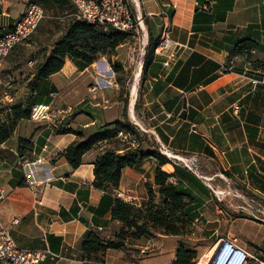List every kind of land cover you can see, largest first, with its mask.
I'll return each instance as SVG.
<instances>
[{"label": "crops", "instance_id": "0c3cea01", "mask_svg": "<svg viewBox=\"0 0 264 264\" xmlns=\"http://www.w3.org/2000/svg\"><path fill=\"white\" fill-rule=\"evenodd\" d=\"M137 1L145 18L147 39L150 36L151 40H158L165 11L171 25L170 36L188 43L191 50L182 51L168 65L163 64V55L153 52L144 69L138 102L135 99L132 107L130 99L126 106L119 98L116 82L105 87L106 71L96 65L98 62L83 66L66 56L61 69L35 87L36 101L49 102L55 109L51 119L20 118L9 138L0 143V222L19 247L48 249L56 254L40 264H153L157 261L150 256L152 253L145 254L147 249L172 239V234L156 229L154 236L127 239L124 248L98 252L96 261L77 257L85 230L97 229L101 236L111 238L122 223L111 218L115 191L93 185L92 161L109 143L94 145L74 168L61 152L78 136L57 130L71 128L84 136L92 135L103 126L122 120L125 107L129 120L147 140L155 139L162 153L193 159L191 165L198 168L197 173L183 168L185 173L179 174L171 163L167 173L172 174L170 179L174 181H184L193 192L198 186L203 188L202 204L215 194L216 211H221L219 202L229 189L239 196L247 194L252 201L247 205L234 204L233 211L264 202V0H233L223 17L198 8V0ZM25 6L17 1L10 6L0 4V34L3 28L14 24ZM240 39L256 45L237 48L235 43ZM31 64L32 59L27 63L31 66L29 72L17 81L19 94L0 95L1 121L9 111L3 104L27 90L37 63ZM91 68L94 73L89 72ZM96 82L101 88L90 92L91 84ZM115 92L116 97L107 95ZM77 95L78 99L73 100ZM134 137L127 130L119 133L116 146L120 153L125 146H136ZM19 138L32 144L31 151ZM142 146L149 148L145 143ZM19 147L23 154L18 153ZM36 156L41 160L35 177L48 180L41 201L26 184L22 164L24 159L33 160ZM156 166V160L145 155L134 166L123 168L116 188L126 195L123 200L139 204L147 198L145 186L153 183Z\"/></svg>", "mask_w": 264, "mask_h": 264}, {"label": "trees", "instance_id": "16d2710c", "mask_svg": "<svg viewBox=\"0 0 264 264\" xmlns=\"http://www.w3.org/2000/svg\"><path fill=\"white\" fill-rule=\"evenodd\" d=\"M70 1L34 0L43 8L60 9L69 17L64 30L53 43L49 53L42 61L36 64L32 80L26 84L27 90L20 97L3 104V108H8L9 111L6 119L0 120V143L9 138L20 118H29L32 105L37 102L34 96L37 83L45 80L51 73L60 70L66 56L74 61H80L83 66H87L99 58L100 55H105L122 41L131 37L127 32L120 29L117 30L110 26L103 28L94 22L79 18L77 14L73 15L69 9ZM209 1L198 0V8L205 12L213 11L216 17H223L233 2V0H216L217 4L215 5V1L212 0V4L208 9L202 8V4ZM147 41L148 44L145 47L141 66L142 72H145L144 69L150 61L151 54L158 42L151 40L150 36ZM235 45L237 48L243 46L250 49L256 44L255 42L240 39L236 41ZM123 101H125L126 105V97H124ZM125 109L126 107L121 115L123 116L122 120L107 124L89 136H84L83 132L79 130L72 131L71 128L57 130L58 132L71 131L78 136L77 139L64 147L65 149L61 152V155L65 156L67 162L76 168L82 163L84 154L91 150L94 145L103 142L109 143L95 154L92 161L94 164L93 185L108 192L117 188L125 166H134L145 155H149L157 163L153 183H155V189L159 193V199L158 201L153 199L154 190L151 183H147L145 186L148 192L147 198L141 200L139 204L124 201L119 196H115L111 205V218L119 220L122 226L111 238L101 236L97 229L85 230L78 244L79 251H81L77 256L79 259H93L96 261L99 258L98 252L109 248H124L126 247L127 239L154 236L156 229H160L168 235L180 234L181 228L179 224L183 225L192 221L197 214L196 205L199 199L194 196L192 189L186 186L181 179L175 181L170 179L172 174L163 171L161 167L171 163L174 170L179 174H184L185 170L180 169L173 159L166 157L160 151V145L155 139L147 140L146 135L140 133L138 127L129 120ZM126 130L134 133L136 146H125L123 153H120L118 146H116L117 137L120 132ZM19 142L26 144L29 151H31L32 144L29 141L19 138ZM143 143L148 145L149 148H143ZM18 153L23 154V149L19 147ZM188 177L192 182H195L193 176L188 175ZM193 257V253L178 247L170 263L189 264Z\"/></svg>", "mask_w": 264, "mask_h": 264}, {"label": "rangeland", "instance_id": "374dc122", "mask_svg": "<svg viewBox=\"0 0 264 264\" xmlns=\"http://www.w3.org/2000/svg\"><path fill=\"white\" fill-rule=\"evenodd\" d=\"M15 1L27 4L32 0H12L7 6L13 5ZM44 9L46 16L30 39L22 44H18L19 46L16 48V51H11L2 59L0 63V95H3L4 92H8L9 94L16 92V95L19 94L21 88H19L20 84L17 81L25 72H29L28 69L31 66L27 65L28 61L32 59L33 64L42 61L51 50L55 40L60 37L61 30H64L69 15L64 14L57 8ZM69 9L73 15L76 14V7L72 1H70ZM134 10L142 15L139 10V2L135 5ZM19 56L20 58H18ZM142 58L140 41L128 37L113 50L105 53V55H100L99 58L93 61V63L98 62L96 65L101 70L106 71V74H104L105 79H112L111 83L105 84V87H111L112 83H117L120 88L119 98L123 100L126 97V106L127 100L131 98L130 85L134 81L137 72L139 76H137L135 101L138 102L140 84L144 76V72L141 71V68L139 69V63ZM14 59L16 63L10 65V63L14 62ZM93 63L92 65H94ZM89 72L94 73L92 68ZM77 83H79V80ZM116 94L117 92L110 95L107 93L108 96L112 97H116ZM78 97V95L73 97V100H77ZM164 155L173 159L180 169H192L197 173L198 168L194 167V165L186 166L181 160L170 155ZM161 169L167 172L171 169L170 164L162 166ZM151 184L154 190L153 199L158 201L159 193L155 189V183ZM226 195L222 197L220 202L218 201L221 211L217 212L215 208V204L217 203L215 194L208 203L202 204L204 200L202 197H205V191L198 186L194 192V196L199 199L196 205V216L192 221L186 222L183 225L179 224L181 228L180 234H172V239L168 240L169 242H158L152 245L150 249H147L145 254L152 253L150 256L155 257L154 262L157 261L153 264H172L170 261L175 256L178 247L187 249V251L193 253L194 257L189 264H194L218 234L235 237L241 246H246L251 252L264 258V202L257 207L246 206L244 209L233 211L232 206L234 204L247 205L252 202L250 201L251 197L244 193L242 196H239L235 190L231 189H229ZM222 262L221 264L227 263Z\"/></svg>", "mask_w": 264, "mask_h": 264}, {"label": "built area", "instance_id": "2783aa9c", "mask_svg": "<svg viewBox=\"0 0 264 264\" xmlns=\"http://www.w3.org/2000/svg\"><path fill=\"white\" fill-rule=\"evenodd\" d=\"M76 7V14L79 18L86 21L94 22L98 26H110L117 30L127 32L131 37L140 41L142 56L145 47L148 44L147 29L143 15L134 10L137 0H71ZM12 0H0L1 5H8ZM212 0L202 4V8L208 9ZM166 17L163 23L161 34L158 42L154 47V54L163 55L164 65L170 64L172 60L179 56V53L185 50H191V46L181 40L173 39L170 36V22L168 14L163 11ZM21 16L15 20L14 24L3 28L0 34V63L7 56L16 44L26 42L36 31L41 21L45 18V9L34 1H29L24 7ZM143 59L140 60L139 69ZM111 72H113L111 70ZM114 73V72H113ZM101 82V80H100ZM104 83H111V79L104 80ZM99 82L93 83L89 91L96 92L100 89ZM55 109L51 103L37 102L33 103L30 119L50 120L54 115ZM163 147H161L162 149ZM176 159L177 156L173 155ZM41 157L36 156L33 160L24 159L22 164L26 169L25 182L32 189L38 201L44 196V190L48 180H40L35 177L36 165L40 162ZM181 160V159H179ZM193 159L184 157L182 162L186 166L191 165ZM117 196L122 199L126 198L120 190L114 189ZM125 201V200H124ZM17 219H14V222ZM56 255L48 249H32L19 247L14 238H12L9 229L5 228L0 222V264H40L49 256ZM230 256V257H229ZM229 257V258H228ZM264 264V258L251 252L246 246H241L235 237L229 235H216L214 240L207 246L204 252L194 264ZM223 263V262H222Z\"/></svg>", "mask_w": 264, "mask_h": 264}, {"label": "bare ground", "instance_id": "6f19581e", "mask_svg": "<svg viewBox=\"0 0 264 264\" xmlns=\"http://www.w3.org/2000/svg\"><path fill=\"white\" fill-rule=\"evenodd\" d=\"M137 76H139L138 72L136 73L134 81L130 85L131 86V88H130V96H131V98H130V106L131 107L133 106V104L135 102L134 100H135L136 93H137V86H136V84H137ZM168 154H170V153L168 152ZM176 156H177L178 159H181V160L184 159V156L183 157L179 156V155H176Z\"/></svg>", "mask_w": 264, "mask_h": 264}]
</instances>
